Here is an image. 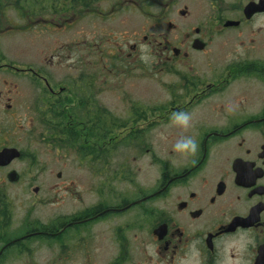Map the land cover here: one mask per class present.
<instances>
[{"label": "flooded vegetation", "instance_id": "af4514ba", "mask_svg": "<svg viewBox=\"0 0 264 264\" xmlns=\"http://www.w3.org/2000/svg\"><path fill=\"white\" fill-rule=\"evenodd\" d=\"M156 5L154 31L142 27L121 42L108 35V56L91 41L73 53L78 36L26 61L5 54L2 42L25 29L74 28L81 7L0 0V264H178L194 238L202 264H216L240 232L255 241L243 259L264 264V0H108V19L126 9L151 16ZM62 68L72 74L58 77ZM146 74L166 95L152 105L142 86L139 94L126 83ZM107 83L110 95L120 93L109 101L121 115L101 107ZM180 110L192 114L187 129L169 122ZM101 131L108 140L98 147ZM188 135L199 147L182 157L172 145ZM48 146L76 151L91 177L59 172L50 186ZM121 147L132 157L117 156ZM149 242L157 258L147 255Z\"/></svg>", "mask_w": 264, "mask_h": 264}, {"label": "rangeland", "instance_id": "374dc122", "mask_svg": "<svg viewBox=\"0 0 264 264\" xmlns=\"http://www.w3.org/2000/svg\"><path fill=\"white\" fill-rule=\"evenodd\" d=\"M99 14L85 15L81 12V17L78 24L69 30L63 32L59 31L56 34L52 35V32L46 31L42 28H32L30 31L22 30L11 36L7 37L3 42L5 48V54L9 55L14 54L20 56L21 58H26V61L36 59L42 55V51L46 48L47 50H52L53 42L59 40L60 43L65 45L68 41H74V38L81 40V48L73 47L72 52L76 54L83 55L82 50L86 49L84 43L87 45L89 41L97 44V52L104 51L103 55L108 56V35L110 39L120 41L126 35H132L137 32L138 29L143 27V34L145 32L152 33L154 31V25L156 24L155 19L159 11L158 6L152 8V15L141 13L137 10L126 9L121 11L119 14L114 15L111 19H108V0H99ZM98 6V4H97ZM9 17L17 25H24L25 21L21 20L18 16L16 17L13 12L10 13ZM20 30V29H18ZM85 40V42H83ZM83 43V44H82ZM68 50L66 51V53ZM29 55V56H28ZM36 57V58H35ZM98 56L92 58L97 61ZM72 71H65V68L58 70V77L63 78L66 75H71ZM127 86L132 87L130 89L134 90L137 93L142 94L141 87L144 88L145 102L149 105L156 100V98L166 97L163 93L158 96L159 92L155 89V81L152 78H149L147 74L143 80H137L136 78L128 79L126 81ZM140 83H143L141 85ZM138 86V88H137ZM137 96V95H136ZM158 96V97H157ZM120 97L119 92H113L110 95L108 91V83L105 85L104 91L98 95V100L101 104V107L110 110L112 113L122 114V105H117L116 101H109V98ZM156 140L155 134L152 133L150 136L146 137V143H153ZM133 153L123 147L118 149L116 152L117 156H131ZM42 157L47 160V171L43 176L46 177L49 181V185L57 182V174L62 172V177L64 178H89L91 177L90 171L86 168L79 165L81 162V155L76 151L70 150H57L51 146L44 147ZM132 157V156H131ZM149 156L143 158V163L146 164L145 168L148 171H151L147 166L149 162ZM90 161V160H89Z\"/></svg>", "mask_w": 264, "mask_h": 264}, {"label": "clouds", "instance_id": "9594fccd", "mask_svg": "<svg viewBox=\"0 0 264 264\" xmlns=\"http://www.w3.org/2000/svg\"><path fill=\"white\" fill-rule=\"evenodd\" d=\"M257 2H259V0H257ZM139 48L141 52L139 60L145 64L150 63L153 58L150 56L148 45L146 43H141ZM191 119L192 114L184 110L173 111L169 116V122L171 124L185 129L190 126ZM160 138L163 140L166 137L161 133ZM198 147L197 139L192 135H188L177 139L172 145V151L182 157H191L196 154ZM199 245V238H194L188 241L178 264H202V253ZM249 246H255L254 238L251 235L244 232L236 234L232 239L226 241L222 245L220 252L218 253L216 264H252L251 260L243 259V254L247 253ZM145 249L148 256L153 258L159 256L156 245L150 242L146 243ZM233 249L241 254V259L237 260L231 255Z\"/></svg>", "mask_w": 264, "mask_h": 264}, {"label": "trees", "instance_id": "16d2710c", "mask_svg": "<svg viewBox=\"0 0 264 264\" xmlns=\"http://www.w3.org/2000/svg\"><path fill=\"white\" fill-rule=\"evenodd\" d=\"M65 1H72L74 2L76 5H79L81 7L82 12H84V10L86 11V9L91 10V12H100L99 10V0H65ZM98 4V6H97ZM99 124V122H98ZM104 130V127H98V130ZM108 140L107 135H105L104 131L101 132H97V136H96V141L98 143V147H103L105 145V142ZM101 152V153H100ZM104 150H99L97 148V157H101L104 155Z\"/></svg>", "mask_w": 264, "mask_h": 264}]
</instances>
